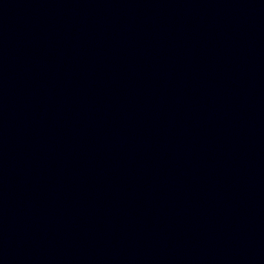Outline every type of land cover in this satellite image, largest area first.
I'll use <instances>...</instances> for the list:
<instances>
[{
	"label": "water",
	"instance_id": "obj_1",
	"mask_svg": "<svg viewBox=\"0 0 264 264\" xmlns=\"http://www.w3.org/2000/svg\"><path fill=\"white\" fill-rule=\"evenodd\" d=\"M264 137V0H170Z\"/></svg>",
	"mask_w": 264,
	"mask_h": 264
}]
</instances>
